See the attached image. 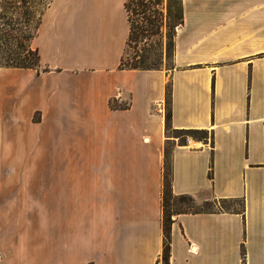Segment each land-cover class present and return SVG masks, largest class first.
I'll return each mask as SVG.
<instances>
[{
	"label": "crops",
	"instance_id": "crops-1",
	"mask_svg": "<svg viewBox=\"0 0 264 264\" xmlns=\"http://www.w3.org/2000/svg\"><path fill=\"white\" fill-rule=\"evenodd\" d=\"M125 3L50 0L39 65L0 66V213L60 201L59 264H158L169 145L175 194L244 204L174 214L169 264H264V0H182L170 69L120 67ZM168 89L172 128L208 136L167 129ZM1 226L0 264H38Z\"/></svg>",
	"mask_w": 264,
	"mask_h": 264
},
{
	"label": "rangeland",
	"instance_id": "rangeland-1",
	"mask_svg": "<svg viewBox=\"0 0 264 264\" xmlns=\"http://www.w3.org/2000/svg\"><path fill=\"white\" fill-rule=\"evenodd\" d=\"M1 2V0H0ZM50 0H29L26 3V7L29 9L30 14L24 22L12 21L10 25L4 24L0 19V30L6 29L13 32L15 35L13 38H0V64L5 63L4 56L7 53L21 52L19 45L23 47V53H28L29 57L33 61L37 59V51L32 45V39L36 34L37 27L42 16L44 9L49 4ZM181 0H160L158 8L161 10L160 20L162 22L161 31L155 35L152 40L140 42L137 46L135 42L127 45L125 51V61H136L133 57L137 52L143 54L148 65L153 66L154 69H170L173 65V38L177 26H172L174 23V15L178 14L180 10ZM1 7V6H0ZM8 15H13L14 20L18 15L17 11H9ZM16 17V18H15ZM134 19H139L140 16L133 14ZM6 28V29H5ZM1 35V34H0ZM1 37V36H0ZM16 37V38H15ZM137 60L143 57H136ZM116 103H120L115 100ZM129 102V96L125 97L123 103ZM171 133H180L169 129ZM200 136V134H197ZM209 135V134H208ZM165 150H168V164L172 161L171 148L166 146ZM165 169L163 170L164 174ZM194 197V196H193ZM194 206L192 209H205L211 205L216 208L217 206H223L226 209H232L239 207L240 202L228 200L220 202L217 199L210 198L204 201H198L194 198ZM216 201V202H215ZM211 203V204H208ZM2 202H0L1 206ZM4 209L7 212L9 208L17 206L20 215L19 216H3L0 213V228L4 224L7 226L5 229L4 241L11 245H6L8 248H13V243L18 242V239L22 242L35 243V252L37 256L38 264H59L60 257V242H61V225L62 216L60 210V201H20V202H4ZM75 207V202H69V208ZM189 206L181 205L177 198H170V208H188ZM75 218L69 217V223ZM159 264H163L161 257Z\"/></svg>",
	"mask_w": 264,
	"mask_h": 264
},
{
	"label": "trees",
	"instance_id": "trees-1",
	"mask_svg": "<svg viewBox=\"0 0 264 264\" xmlns=\"http://www.w3.org/2000/svg\"><path fill=\"white\" fill-rule=\"evenodd\" d=\"M29 0H1L0 2V19L3 20L4 24L10 25L12 21L15 22H24L28 15L30 14L29 9L26 7V3ZM160 0H126V9L129 15L130 21V34L128 38L127 45H130L132 42L136 43V46L140 42H145L148 40H152V38L159 34L161 31L162 22L160 20L159 14H161V10L158 8V4ZM17 11L18 15L15 17L14 20L13 15H8L9 11ZM133 14H137L140 16L139 19H134ZM41 19V18H40ZM183 23V7H182V0L180 4V10L178 14L174 15V23L172 26H177ZM6 29V28H5ZM176 32V31H175ZM0 38L8 39L13 38L15 35L13 32L9 30H0ZM175 35V33H174ZM16 38V37H15ZM173 46H174V38H173ZM22 50L21 52L14 53L9 52L7 53L4 58L6 60L5 63L0 64V66H17V67H37L39 65V54L37 51V59L33 61L32 58L29 57L28 53H23V46L19 45ZM143 57L140 60H137L136 57ZM133 60L136 61H125V55L122 57L120 67L122 68H142L148 69L153 68V66L148 65L146 63V59L143 54L137 52L136 55L133 57ZM116 98H112L110 100V105L113 108H126L129 107L130 103H116ZM171 119V108H170V91L168 89L167 92V101H166V126L167 129H171L174 131L180 132L179 134L182 135V141L186 142V138L188 136L194 137H205L208 136V131L205 129H173L170 123ZM197 134H200L198 136ZM167 148V147H166ZM164 174H163V193H162V208H163V230H164V249L162 253L163 264H169L170 259V248H171V228L173 222V215L180 212H198V211H212L215 208L209 207L205 209H192L194 206L193 202L195 201L194 197L191 194H175L172 190V161L168 164V150H165V163H164ZM174 197L179 200L181 205L189 206L188 208H178V209H171L170 208V198ZM233 200L240 202L239 207H234L229 210L233 211H240L243 209L244 204L241 199L234 198V199H220V202ZM216 202V201H215ZM211 204V203H208ZM220 208L226 209L225 207L218 206ZM243 260H246V252L243 249ZM158 260V264H159Z\"/></svg>",
	"mask_w": 264,
	"mask_h": 264
}]
</instances>
